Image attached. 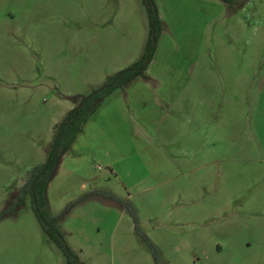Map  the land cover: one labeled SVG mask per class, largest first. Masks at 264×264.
<instances>
[{
  "label": "rangeland",
  "instance_id": "rangeland-1",
  "mask_svg": "<svg viewBox=\"0 0 264 264\" xmlns=\"http://www.w3.org/2000/svg\"><path fill=\"white\" fill-rule=\"evenodd\" d=\"M152 3L145 77L82 125L48 212L80 264H264V0ZM148 38L140 0H0V212L72 98ZM0 264H66L28 198L0 217Z\"/></svg>",
  "mask_w": 264,
  "mask_h": 264
},
{
  "label": "trees",
  "instance_id": "trees-1",
  "mask_svg": "<svg viewBox=\"0 0 264 264\" xmlns=\"http://www.w3.org/2000/svg\"><path fill=\"white\" fill-rule=\"evenodd\" d=\"M220 1L232 5L238 0ZM140 2L146 9L149 26V38L142 55L138 60L107 75L101 85L92 89L87 95L72 98L74 105L67 110L60 121L54 125V134L46 150L44 161L34 165L28 170L24 181L15 192V200L9 202L0 212L1 217L8 212L16 210L23 205L25 199L28 198L29 207L36 221L47 238L60 248L66 264H80V261L74 251L67 246L62 235L56 228V223L64 212L56 216H52L48 212L46 198L47 185L55 174L62 155L70 148L76 135L81 131L82 125L97 109L101 101L113 90L124 87L134 78L145 77L144 70L154 52L156 36L160 30V22L152 0H140ZM112 200L117 202L116 199L112 198ZM130 213L133 219V228L136 231L133 212L130 211ZM140 238L147 243V240L142 235H140ZM150 250L154 264H159L153 249L151 248Z\"/></svg>",
  "mask_w": 264,
  "mask_h": 264
},
{
  "label": "crops",
  "instance_id": "crops-1",
  "mask_svg": "<svg viewBox=\"0 0 264 264\" xmlns=\"http://www.w3.org/2000/svg\"><path fill=\"white\" fill-rule=\"evenodd\" d=\"M107 96H108V95H107ZM107 96H106V97H107ZM106 97H105V98H106ZM105 98H104L101 102H103V101L105 100ZM100 104H101V103H100ZM98 107H99V106H98ZM98 107H97V109H98ZM97 109H96V110H97Z\"/></svg>",
  "mask_w": 264,
  "mask_h": 264
}]
</instances>
